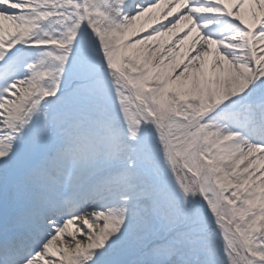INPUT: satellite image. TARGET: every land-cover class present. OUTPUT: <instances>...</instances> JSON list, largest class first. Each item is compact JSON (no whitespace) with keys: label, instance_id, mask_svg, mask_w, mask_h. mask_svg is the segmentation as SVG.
Here are the masks:
<instances>
[{"label":"snow or ice","instance_id":"obj_1","mask_svg":"<svg viewBox=\"0 0 264 264\" xmlns=\"http://www.w3.org/2000/svg\"><path fill=\"white\" fill-rule=\"evenodd\" d=\"M124 115L182 161L162 201L70 178ZM0 264H264V0H0Z\"/></svg>","mask_w":264,"mask_h":264},{"label":"rangeland","instance_id":"obj_2","mask_svg":"<svg viewBox=\"0 0 264 264\" xmlns=\"http://www.w3.org/2000/svg\"><path fill=\"white\" fill-rule=\"evenodd\" d=\"M123 119L124 126L107 121L74 131V137L81 144L90 145V150L75 152L69 159V169L75 159H82L88 165L85 173L75 178L74 186L81 188L102 182L105 188L124 194L119 200L122 207L128 208L143 206L145 197L152 198L153 202L162 201L170 191H179L176 177L182 175V161L171 146L167 131L153 125L158 150H133V140L142 124L129 115ZM135 181L147 188L146 196L137 193L126 196L128 192H135L138 187Z\"/></svg>","mask_w":264,"mask_h":264},{"label":"bare ground","instance_id":"obj_3","mask_svg":"<svg viewBox=\"0 0 264 264\" xmlns=\"http://www.w3.org/2000/svg\"><path fill=\"white\" fill-rule=\"evenodd\" d=\"M78 160H82V159H75L74 162L72 163V167L70 166V169H69L70 178L74 177L73 183L75 181V178L81 177L88 168V165L83 160L82 161H78ZM135 183H137V186H138L135 192H132V193L128 192L126 193V196L128 195L131 196L133 193H137L140 196H146V194L148 193L147 188H145L144 185L141 184L140 182L135 181ZM123 195L124 194L121 193L120 195H118V197H123ZM142 201L144 204L153 203L152 198L150 197H145L142 199ZM120 202L121 200H119V204L122 207L123 203H120Z\"/></svg>","mask_w":264,"mask_h":264}]
</instances>
